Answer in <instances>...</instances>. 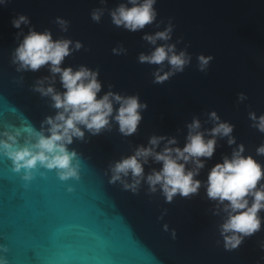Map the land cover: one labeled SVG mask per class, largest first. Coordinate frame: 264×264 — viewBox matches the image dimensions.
Listing matches in <instances>:
<instances>
[{
  "label": "water",
  "instance_id": "95a60500",
  "mask_svg": "<svg viewBox=\"0 0 264 264\" xmlns=\"http://www.w3.org/2000/svg\"><path fill=\"white\" fill-rule=\"evenodd\" d=\"M121 4L128 0L0 4V131L40 130L46 117L55 116L51 98L35 91L38 81L64 91L59 74L47 65L17 71L14 51L29 29L71 40L72 51L61 67L98 72V97L108 92L137 96L146 105L132 135H123L110 120L99 134L84 129L83 139L74 138L68 147L78 154L79 179L62 181L55 170L39 168L26 181L0 156V246L6 249L0 256L8 264H264V210L260 230L228 250L220 230L227 214L206 194L211 168L239 145L244 155L264 165V155L256 151L264 145V132L249 118V113L264 115V0H156L155 20L135 32L112 22L111 12ZM97 10L99 21L92 19ZM20 15L29 23L18 29L12 21ZM58 18L67 22L66 30ZM169 26V40L153 45L144 39ZM165 44L185 52L188 63L157 83L154 74L171 66L141 63L139 56ZM201 56L210 58L203 68ZM113 104L115 114L119 104ZM212 112L233 126L235 143L218 136L213 156L200 158L204 167L195 177L201 181L197 193L177 194L168 202L158 187L152 192L143 180L135 192L110 182L111 166L149 147L153 136L174 138L173 147L183 148L194 119L207 134L215 125ZM19 139L22 144L24 136ZM143 167L146 177L161 164L149 157Z\"/></svg>",
  "mask_w": 264,
  "mask_h": 264
},
{
  "label": "clouds",
  "instance_id": "9594fccd",
  "mask_svg": "<svg viewBox=\"0 0 264 264\" xmlns=\"http://www.w3.org/2000/svg\"><path fill=\"white\" fill-rule=\"evenodd\" d=\"M6 0H0L4 4ZM156 0H128V5H119L111 12L112 22L116 26H123L129 31L143 29L156 18L154 4ZM100 10L92 13V19L99 21ZM57 22L66 30L67 22L57 19ZM29 20L20 15L13 19L12 25L20 28ZM172 28L169 26L164 31L154 35H146L144 39L155 45L157 40L170 39ZM72 41L68 39L54 40L51 32H37L29 29L22 41L16 47L13 63L17 64V71H37L42 66H49V71L59 74L60 82L64 89L57 92L53 86H44L43 81H38L35 91L52 100V106L57 109L55 116L46 117L40 130L29 126L25 133L20 130L0 131V156L7 157L12 162L13 171L23 172V179H33L34 173L39 169L55 170L62 181L79 179L80 161L75 150H70L75 139H83L84 129L93 135L99 134L109 126L110 120H115L119 131L123 135H132L137 131L142 119L141 109L145 104L139 102L137 96H121L108 92L103 96L101 83L98 80V72L85 66L77 70L71 67L62 68L65 57L70 55ZM81 44L75 43L79 49ZM114 51H117L114 49ZM201 68L207 65L210 58L199 57ZM141 63L160 65L167 61L171 66L168 72L158 70L155 82L160 83L168 79L174 71H182L188 63L186 53H177L174 45H159L148 54L139 56ZM243 99V96H241ZM119 104L115 109L114 104ZM210 118L215 122L214 127L201 132L199 120L194 119L188 125L189 133L183 148L173 147L176 144L174 138L153 136L149 141V147H139L131 156L125 157L111 166L110 182H120L125 189L136 191L141 181L148 184L150 191H157V187L171 202L175 195L189 196L197 193L201 187V181L195 179L199 169L204 167V161L200 158H211L216 148V137H228V143L234 144L231 136L233 126L227 122H220L215 112L210 113ZM249 118L254 122V127L264 132V115L257 117L255 113H249ZM24 136L23 143L20 137ZM161 151H156L161 141H165ZM257 154L264 155V145L259 146ZM243 145L233 150L231 157H224L222 163L214 165L208 173L206 181V194L209 199L216 200L223 205L226 219L220 225L221 235L224 238V246L228 250L240 246L244 238L259 231L262 226V218L259 213L264 210V165H261L252 156L244 155ZM149 157L161 164V168L153 170L146 177L143 165ZM191 162L194 169H188L186 165ZM131 182H128V177ZM226 202V203H225ZM0 246V251H5ZM0 264H8V261L0 256Z\"/></svg>",
  "mask_w": 264,
  "mask_h": 264
}]
</instances>
